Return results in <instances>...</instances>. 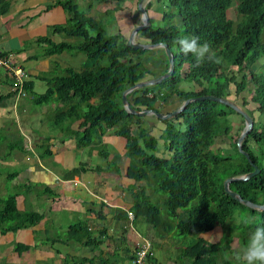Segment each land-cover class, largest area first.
<instances>
[{
    "label": "trees",
    "instance_id": "16d2710c",
    "mask_svg": "<svg viewBox=\"0 0 264 264\" xmlns=\"http://www.w3.org/2000/svg\"><path fill=\"white\" fill-rule=\"evenodd\" d=\"M10 1L0 0V14L9 9ZM96 1L107 4L113 2L112 7L103 12L107 15L123 9L125 0ZM160 1L166 7L162 8L161 17L163 20L167 18L168 24L154 27L150 23L145 29L138 31V34L147 42L168 44L174 55V71L155 85L129 92V103L138 110L156 109L169 113L185 99L205 94L235 101L229 97L230 84H234L235 95L238 96L251 81L249 99L242 96V102H237L253 119L252 129L241 143L242 150L249 157L239 151L238 138L234 139L232 135L228 139L231 151H226L223 147L212 148L218 135L229 134V115L236 114L241 121L238 136L244 127L243 115L217 101L197 99L189 102L174 117H156L158 122L163 123L157 136L151 133L154 125L144 127V116L130 113L122 103L121 94L135 83L158 76L168 69L164 49L157 47L162 50L164 57L159 65L157 63V66H152L155 68L152 70L140 56L146 49L128 46L127 39L120 32L108 34L104 26L98 25L97 19L82 13L74 0L55 1V5H60L68 13V19L65 23L54 24L52 29L54 32H64L76 38V41L54 42L46 35L37 37L35 41L45 45L46 55L63 51L80 52L91 60V65L80 69L66 66L63 74L47 78V88L42 93L32 91L29 76L23 87L26 95L20 99L30 97L31 103L37 106L54 103L51 112L54 113L53 124L62 135L73 136L77 148L91 147L98 143V153L107 158L108 152L100 149L104 146L101 141L106 129L123 137L128 157L125 177L138 187L129 209L133 214L132 220L128 213L118 208L125 214V219L133 222L142 219L158 229L156 235L159 236H166L177 229L180 235L197 237L219 226L221 233L217 240H190L184 256L190 260V264H231L228 254L234 257L237 252L236 247L232 246L234 238L245 246L252 232L258 227H264V209L257 210L244 205L232 198L223 186L226 178L247 174L256 165L259 168L257 174L247 180L231 181L229 188L252 202H264V69L251 67L264 56V43L261 40L264 0ZM232 5H235L239 15L236 22L228 15ZM150 7L151 3L145 6L147 11ZM137 12L139 13L138 8ZM175 16L178 17L177 23L172 22ZM131 18L135 21L133 16ZM93 31L95 34H92ZM184 36L199 37L201 44L207 42L214 53V59L209 61L205 58L197 63L192 54L185 55L175 43ZM4 54L7 53L1 50L0 55ZM229 63L241 73L239 79L230 70ZM184 80L192 82L195 85L193 89L180 88L179 83ZM172 95L181 100L177 102L178 105L172 108L169 105H159ZM6 98L13 102L16 93L9 88ZM95 98L96 101L93 100ZM248 101L254 104L253 107H247ZM75 121L79 123L74 129L71 124ZM17 149L18 152L26 151L21 141L18 142ZM43 152L50 153V148L47 146ZM111 162L115 165L114 161ZM86 170L80 164L67 169L64 176L71 179ZM13 176V173L9 175ZM149 180L154 181L153 188L157 195L159 192L165 194L163 202L161 201L165 214H162L158 206L157 196L151 198L150 194L146 195L145 181ZM29 187L26 184L24 191L27 192ZM43 192L54 194L50 187H45ZM19 194L15 192L4 198L0 197V234L28 228L35 231L34 226L44 217L43 213L27 204L20 209L17 202ZM237 206L242 209L240 223L233 221ZM227 220L234 224V233L229 234L228 228L231 230V226L226 225ZM80 227V222L70 225L68 236H73L72 239L76 237L79 241ZM38 234H35V243ZM68 236H58V241L66 242ZM45 242L46 240L43 241ZM30 247L29 244L17 242L13 251L20 255ZM55 253H58L57 250Z\"/></svg>",
    "mask_w": 264,
    "mask_h": 264
},
{
    "label": "crops",
    "instance_id": "0c3cea01",
    "mask_svg": "<svg viewBox=\"0 0 264 264\" xmlns=\"http://www.w3.org/2000/svg\"><path fill=\"white\" fill-rule=\"evenodd\" d=\"M55 1L56 0H11L9 9L0 14V50L6 53H17L16 58L30 73L32 91L36 93H42L46 90L47 78L54 76V72L57 70L63 71L68 65L64 63V57H66L65 59L70 58L68 51L46 55L45 45L35 41L37 37L44 35L50 37L54 42L73 41L72 36L66 35L64 32H54L52 29L54 24L65 23L68 19V13L60 5H55ZM153 1L156 5H154ZM160 2V0L143 1L144 6H146L147 3H151V7L147 11L151 22L152 20L155 22L161 19V14L163 13L162 8L164 6H161V8L159 6ZM90 4L93 9H101L102 12L108 8L104 7L102 9L101 5H107V3H101L96 0H93V3ZM132 4L133 0H125L123 9L114 11L113 18L107 21L108 25L105 28L108 34H117L120 32L124 38H126V36L128 38L134 25L141 22V20L139 21V16L141 19L140 12H137V0L136 6L132 7ZM36 6H38L37 9H34ZM131 16L134 17L135 21H132ZM130 26L132 27L131 29H129ZM134 40L138 42L147 41L138 33L135 34ZM61 61H63L62 66L60 65ZM50 72H52L51 76ZM9 81L8 73L0 66V129L6 125L5 123L7 120L5 121V119H16L15 121L18 119L19 122L22 120L21 122H24L26 128L31 132L28 139L32 141L31 151H19L20 155L14 154L13 156H19L20 159L22 158L26 163L30 164L26 172L27 176L29 175L31 179L43 183L45 187H50L52 191L55 190L58 194L61 192L63 195L62 197H65L64 200L58 203L59 208L55 209L54 212L65 206H70L72 208H78V210L85 215V220H81L83 222H80L79 241L76 240V237L72 239L71 237L73 236L68 237L66 242L58 241L60 240L58 236L50 240V244L61 243L63 245L61 250L56 249L58 256L62 254L63 262L61 264H68L67 260L71 261L69 264H128L135 245L136 233L126 231L125 224L122 225L120 222L116 223V221L121 218V214L123 213L119 211L118 208L128 213L132 204L128 207L125 206L128 189L121 188L118 190L115 184V181H118V179L126 178L125 168L128 161L120 164L113 159L110 160L114 161L115 165L118 166V169H115L113 172L102 171V167L100 166L92 168L88 166V156L93 151L98 152L96 148V144L98 143L92 144L91 147L86 146L77 148L74 137L62 135V133L57 130V126L53 124L52 120L47 121V123L43 125V118L45 115L47 116L48 113L51 114L54 109V103L36 105L37 107L33 109L31 108L32 104L30 97L13 100V102H11L10 98H6L9 93ZM93 100L96 101L97 98ZM32 113L37 114L38 117L34 124H29L27 122ZM78 123L79 121L73 122L71 124L72 128H77ZM6 128L9 130L8 127ZM24 135L27 134L25 133ZM114 135L111 129H106L102 135L101 143H110ZM23 146L26 149L28 148L25 141ZM47 146L50 148V153L44 154L43 151H46ZM120 146V150L125 153V139ZM73 151L76 153L77 162L70 156L74 153ZM47 156L54 157L53 162L60 164L62 167L61 172L54 171L49 166H44V169L41 167L40 162ZM35 163H37L40 168L36 169ZM80 164H83L87 170L100 171L102 181L94 184V186L93 184L90 186L89 179L84 180L80 177L84 172L74 175L71 179H66L65 177L67 176L64 175L66 174L67 168L70 169ZM29 173H32V175ZM126 179L130 182L128 178ZM74 180L79 181V184L74 185ZM51 184L53 186H50ZM112 184H114L113 188H111ZM66 192L78 195L79 199L71 201L70 198L73 197L69 196ZM43 194L46 195L44 192ZM20 198H22L21 200L23 201L25 197L22 194H19L17 197L18 207L20 209L25 208L26 204L28 207H34V209H36L35 206H39L38 204L32 205L31 202L28 201V203H22L23 206L20 207ZM102 198H106L107 201L106 199V202L103 201L104 199L102 200ZM59 199H61V196L58 200ZM52 200L54 199H50L49 201ZM71 202H73L72 205H70ZM50 204L45 208L49 210ZM43 207H39V209H42L40 212L44 214L42 219L48 218V221L46 220L43 226H46V224L49 226L52 217L50 218L49 214H46L47 216L45 215ZM54 212H50V214ZM128 222L130 221L128 220ZM107 227H109L110 230L112 227L116 228V231L118 228L122 227L119 232H115L116 235L120 236H111L107 232ZM34 229L37 233L42 232L40 228ZM33 231V229L28 228L1 234L2 236H6L9 240L5 244H11L12 248L17 242L31 245L28 250L21 252L19 256L20 261L18 263L14 262L13 264H26L25 262L32 261L33 257L35 260L38 257L43 258L44 254L50 257H55L57 255V253L55 255L53 253L52 247L54 245H49V249L42 248L43 245H46L45 243L49 244V239L47 237L45 238L46 242L38 246V244L35 243L36 232L34 231V233ZM45 231L46 228L43 233H45ZM155 237L159 238L157 236ZM126 238L130 241L128 242ZM166 239L172 241V247L168 250L172 251L173 249V251L170 252V254L157 257L154 256L151 248V254L147 258V264H190V260L184 256L185 247H183V241L180 239H173L169 234L166 236ZM210 241L214 240L210 239ZM74 246H79L78 250L82 252H80V254H77V251L71 252ZM77 258L79 259L78 261H76ZM47 260L48 264H55L53 259L49 258Z\"/></svg>",
    "mask_w": 264,
    "mask_h": 264
},
{
    "label": "rangeland",
    "instance_id": "374dc122",
    "mask_svg": "<svg viewBox=\"0 0 264 264\" xmlns=\"http://www.w3.org/2000/svg\"><path fill=\"white\" fill-rule=\"evenodd\" d=\"M77 4H78V8L79 10L84 13L87 16H92L95 19H97L98 21V25H102L105 28L107 27V21L110 20L111 18H113V13L107 14L105 15L101 9H93V7H91L90 3H93V0H74ZM138 2V1H137ZM154 2V1H153ZM154 5L155 2H154ZM136 6V0H133V4L132 7ZM159 6H164L165 5L163 3H159ZM38 6H36L37 9ZM104 7H112V4H107V5H101V8L103 9ZM162 8V7H161ZM166 8V7H165ZM161 12V11H160ZM29 14H31L30 12H28ZM141 15V14H140ZM228 15L230 18H232L235 22L239 19V15L235 9V5H232L228 11ZM175 16L174 18H172V22H178V17ZM125 20V19H124ZM140 16H139V21H140ZM151 22V20H150ZM169 20L166 19H161L157 20L154 22V20H152L151 24L152 26H164L166 24H168ZM141 23V22H140ZM132 27L130 26L129 29H131ZM92 34H95V32L93 31ZM142 37V36H141ZM127 38V36H126ZM144 38V37H142ZM128 39V38H127ZM73 42L76 41V38L73 37ZM261 40L264 43V29L262 31L261 34ZM147 42V41H146ZM147 51L140 55L141 59L146 62V66L150 67L152 70L155 69L152 66H157L160 63V60L163 59L164 54L162 52L161 49L159 48H150V49H146ZM13 56L16 58L17 57V53L13 52ZM69 56L70 58L65 59L66 57H64L63 60H65L64 63L68 64L69 66H72L76 69H80L82 67H87L89 65H91V60H88L86 58V56L83 53L80 52H75V51H69ZM158 63V64H157ZM63 61L60 62V65L62 66ZM157 64V65H156ZM67 65V66H68ZM230 66V70L235 73L237 75V78L239 79L241 76V73L237 71V68L233 65H231L229 63ZM253 69H258V70H263L264 69V56H262V58L257 61L256 63H254L251 66ZM3 69V68H2ZM63 74V71L61 70H57L54 72V75H61ZM52 75V72H50V76ZM148 77H151V75H147ZM195 85L190 82V81H182L179 83V87L183 88V89H193ZM250 88H251V81H249L248 83V87L240 94V95H235V86L233 83L230 84V95L229 97L234 99L236 102H242V96H245L246 99H249L250 97ZM175 102V103H174ZM177 102H181V100H179V98L176 95H172L171 97H168L166 99V101L164 102H160V106H168L170 108L174 107L175 105H178ZM32 106L31 108L35 109L37 106L34 105L33 103H31ZM253 103H251L250 101H248L247 107H253ZM173 111V110H172ZM53 116L54 113H48L47 116L45 115L43 118V125H45V123H47V121L49 120H53ZM37 114L32 113L31 116L29 117V120L27 123L29 124H34L36 122L37 119ZM228 122H231V130L229 132L228 135H224V134H220L216 137L215 139V144L212 146V148H216V147H223L226 149V151H231L230 148V144H229V137L232 135L233 138L237 139L239 136L237 135V133L239 132V126L241 125V121L238 119V116L236 114H231L228 116ZM233 118V121H231V119ZM7 120V121H6ZM16 120V119H15ZM14 119H5L6 121V125H4V127L2 129H0V197L4 198L12 193L15 192H19L20 194L24 195L26 198V202L28 203L31 202L32 205L34 204H38L39 206H35V210L40 212L39 209L40 206H44V213L49 214L50 218H51V222L50 225L47 226H43L45 223V221L48 218H45L44 220L42 219V221H40V223L36 224V226H34V228H40L41 229V233L38 234V238L36 239V243L38 244V246L43 243L42 241L46 240L45 238L47 237L49 239V244L45 243L46 245H43L42 248H46L49 249V245L53 246V253L54 255L56 254L55 251L56 249H62L63 245L61 243H54V244H50V240L55 237V236H60V237H65L68 236L70 234V232H68L69 230V226L77 223V222H83L81 220H85V215L83 212H80L78 210V208H72L70 206L68 207H64L61 208L59 210H57L56 212L55 209L59 208V204L62 200H64L65 197H62V193L60 192L59 194L54 191L53 193H49V194H43L45 185L43 183H39V181H35L33 179H31L29 177V175L27 176L26 172L28 171V167L30 166L29 163H26V161H24V159H20L19 156L15 157L13 156L14 154L16 155H20V153L18 152L17 149V144L18 142L20 143V141L22 142V144L24 143V141L27 144V149L26 151L28 152L32 150V141H30L28 139V137H30L31 132L26 128L25 123L24 122H19L18 119L17 121H15ZM150 121V122H149ZM154 125L155 128L151 129V133H153L155 136H157L159 134V132L161 131L160 128L163 127V123L158 122L156 120V117H154L153 115H146L144 116V122H143V126L147 127V126H151ZM8 127L9 130L6 128ZM27 135H24V134ZM109 139V138H108ZM124 139L121 138L118 135H114L112 140L110 141V143H106L103 144V147H100V149L105 150L106 152H108V157L105 158L104 156H102L101 154H99L97 151H93L90 153V155L88 156V166L92 167H97L100 166L102 167V171H108V172H113L115 169L117 170L116 166L110 161V160H115L116 162L122 164V163H126L128 161V157L125 155V153L120 150L121 149V144L123 143ZM76 151V150H75ZM75 151H73L74 153H72L70 156H72L75 160V162H77V158H76V153ZM122 151V152H121ZM31 153V152H29ZM54 161V157H45L41 162V167L44 169V166H49L52 170L57 171V172H61L62 167L60 166V164H56L53 162ZM56 165V166H55ZM54 166V167H53ZM121 166V165H120ZM35 168L38 169L40 168L38 166L37 163H35ZM68 169V168H67ZM106 169V170H105ZM65 170V169H64ZM13 173L14 176L13 177H9V175ZM30 175H32V173H29ZM101 172L100 171H96V170H87L84 171V173H82L80 175L81 179L84 180H90V186L93 184H97L98 182L102 181L101 178ZM124 176V175H123ZM119 178V177H118ZM146 182V195L150 194L151 198H154V196H157L156 201H158V203H156V201H154L156 204H158V206L161 209L162 214H165V208L163 207L161 201L163 202V198L165 197V194L163 192H159V195H157L154 191L153 185L155 186V183L153 184L154 181L149 180V181H145ZM144 183V182H143ZM224 183V181H223ZM28 184L30 185L29 190L26 192L24 191V187L25 185ZM74 184V185H78ZM116 184V188L118 190H120L121 188H127V194H126V200H125V206H129L133 203L134 201V192L137 190V186L136 183L131 181L130 182L126 179V178H120L118 179V181H115ZM50 186H53L52 184ZM114 184L111 185V188H113ZM60 190V189H59ZM69 196L73 197L70 198L71 201H75V199H79V196L74 194V193H69L66 192ZM76 195V196H75ZM61 196V199L58 200V198ZM58 197V198H56ZM25 198L22 201L20 198L19 199V206L22 207V203L24 204L25 202ZM124 198V197H123ZM50 199H54L52 201H49ZM104 198H102L103 200ZM106 199V198H105ZM104 201V200H103ZM107 201V199H106ZM105 201V202H106ZM51 204H50V203ZM50 204V208L48 210V207ZM73 202H71L70 205H72ZM34 208V207H33ZM236 216L234 217L233 221L236 223H240L242 220V209L240 208V206L236 207ZM50 212H54L51 213ZM47 216V215H46ZM48 221V220H47ZM120 222L122 225L125 224V230L126 231H130L132 233H139L140 235L148 238L150 240V242L152 243V250L154 253V256L157 257H162L164 255L170 254V252L173 251H169L172 247V241H168L166 239V236H159L156 235V233L158 232V229L153 228L150 224L146 223L144 220L140 219L137 220L135 222L130 221L128 222L127 219H125V215L122 213L121 214V218L116 221V223ZM227 226H231V230L228 228V232L229 234H231L232 232L234 233L236 230L233 229L232 225H234L231 220H227L226 222ZM109 226V225H108ZM45 233H43V231L45 230ZM122 228V227H121ZM121 228H118V230L116 231V228H111V230L109 229V227H107V232L111 235V236H120V235H116L115 232H119L121 230ZM94 232V231H92ZM221 233L220 227H216L215 229H213L211 232L208 233H203V234H199L197 235V237L195 236H190V235H180L178 234V230L174 229L172 230L171 233H169V235L171 237H173V239H180L181 241H183V247L186 248V246L188 245V242L190 240H193L195 238H204L206 240H217L219 238V235ZM50 236V237H49ZM155 236L159 237L156 238ZM69 237V236H68ZM127 237V235H126ZM128 238V237H127ZM126 240L129 242L130 240L127 239ZM165 238V239H164ZM7 241H9L6 236H2L0 234V264H13L18 263L19 260V256L17 254V252L13 251L12 245H8L5 244L7 243ZM5 245H4V244ZM41 246V245H40ZM233 247H236L237 251H239L240 249H242L244 246L241 245V243L238 242L237 238H234L233 243H232ZM12 248V249H11ZM79 246H74V249L71 250V252L73 251H77V254H80V250ZM169 249V250H168ZM39 250V249H38ZM37 251V250H36ZM68 252V251H66ZM175 252V251H174ZM18 256V257H17ZM37 258V257H36ZM53 259V262L55 264H61L63 262L62 259V254L58 256V253L55 257H50L47 256V254L43 255V258L38 257L36 260L33 257L32 261L29 262H25L26 264H48V260L47 259ZM228 259H230L231 264H237V262L235 261L234 257L231 256L230 254H228ZM41 260V261H39ZM79 259L77 258L76 261H78ZM68 264L71 262L70 260H67ZM73 262V261H72ZM53 264V263H50Z\"/></svg>",
    "mask_w": 264,
    "mask_h": 264
},
{
    "label": "water",
    "instance_id": "95a60500",
    "mask_svg": "<svg viewBox=\"0 0 264 264\" xmlns=\"http://www.w3.org/2000/svg\"><path fill=\"white\" fill-rule=\"evenodd\" d=\"M143 1L144 0H138V3H137V8L141 14V23L134 25V27L131 29L130 34L128 36V39L126 41V44L128 46L138 48V49H150V48L162 47L164 49L166 55H167L169 67L165 72L161 73L158 76L142 80V81L137 82L134 85L124 89L122 91V94H121L122 103H123L124 107L132 114H138L141 116L154 115L155 117H157L159 119H168L170 117H174L176 114L183 111L189 102L197 100V99H200V100L201 99H209V100L220 102L224 105H228L231 108H233L236 112L243 115L244 127H243V129H242V131H241V133L237 139V145H238L239 151L241 153H243L246 157H249V154L247 152H245L244 150H242L241 143H242L244 137L252 129L253 119L237 102H235V101H233L227 97L210 95V94H205V95H201V96H197V97H189V98L185 99L179 107H177L176 109H174L173 111H171L169 113H163L162 111H158L156 109L138 110V109L131 106V104L129 103V101L127 99V94L129 92H131L132 90H134L136 88H141V87H144L147 85H155V84L161 82L162 80L166 79L167 77H169L172 74V72L174 71V66H175L173 52L169 48V46L166 42L151 43V42H138V41L134 40V36L136 33H138V31L145 29L147 26L150 25L149 15H148V12H147L144 4H143ZM258 172H259V168L256 165H254L253 171H251L247 174L237 176V177L226 178L224 180L223 186H224L225 191L232 198L236 199L237 201H239V202L243 203L244 205L249 206L251 208H254L257 210H263L264 209V202L263 203L252 202L248 199L243 198L238 192L233 191L229 188V183L231 181L247 180L250 177L257 174Z\"/></svg>",
    "mask_w": 264,
    "mask_h": 264
},
{
    "label": "clouds",
    "instance_id": "9594fccd",
    "mask_svg": "<svg viewBox=\"0 0 264 264\" xmlns=\"http://www.w3.org/2000/svg\"><path fill=\"white\" fill-rule=\"evenodd\" d=\"M180 50L185 54H192L197 63L205 58L214 59V53L207 42L200 43L199 37H180L175 41ZM234 259L237 264H264V227H258L249 237L247 244L235 252Z\"/></svg>",
    "mask_w": 264,
    "mask_h": 264
},
{
    "label": "built area",
    "instance_id": "2783aa9c",
    "mask_svg": "<svg viewBox=\"0 0 264 264\" xmlns=\"http://www.w3.org/2000/svg\"><path fill=\"white\" fill-rule=\"evenodd\" d=\"M0 66L5 69L10 76L9 88L11 91H14L16 93L15 100H19L21 97L25 96L26 92L23 87L25 81L30 76L29 71H27L24 68L23 64L11 53L0 55ZM73 183L77 184L79 183V181L74 180ZM128 217L130 220H132V212H128ZM134 244L135 245L128 264H147V258L151 254L152 243L148 238L140 235L139 233H136Z\"/></svg>",
    "mask_w": 264,
    "mask_h": 264
}]
</instances>
